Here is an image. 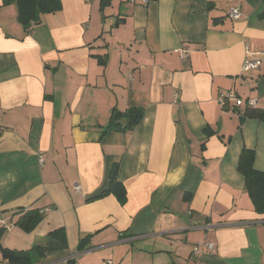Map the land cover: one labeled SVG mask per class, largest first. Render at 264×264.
Segmentation results:
<instances>
[{
	"label": "crops",
	"instance_id": "0c3cea01",
	"mask_svg": "<svg viewBox=\"0 0 264 264\" xmlns=\"http://www.w3.org/2000/svg\"><path fill=\"white\" fill-rule=\"evenodd\" d=\"M102 1L60 0L29 32L0 0V246L61 228L67 249L35 264H264V213L237 170L246 150L264 172V122L243 117L248 100L264 110V0ZM130 107L139 124L103 134ZM115 164L125 203L89 200Z\"/></svg>",
	"mask_w": 264,
	"mask_h": 264
},
{
	"label": "trees",
	"instance_id": "16d2710c",
	"mask_svg": "<svg viewBox=\"0 0 264 264\" xmlns=\"http://www.w3.org/2000/svg\"><path fill=\"white\" fill-rule=\"evenodd\" d=\"M107 3L103 0L101 4ZM15 5L17 9V22L24 31H29L34 25L39 24L42 15L54 14L61 10L60 0H2L3 6ZM120 22L116 21L113 27H118ZM143 117V112L138 108H128L125 111L113 109L108 120V125L103 130L107 131L129 132L136 127ZM244 118L257 119L264 122V110L246 108ZM252 151L243 150L238 161V172L244 177L245 189L252 199L256 211L264 213V172H258L253 169L254 154ZM118 164L112 166L108 173V187L91 199H97L106 195L113 194L120 204L126 201V192L123 184L117 181ZM20 211H23L20 209ZM42 220V214L36 210L26 213L16 222V226L24 232H31L35 226ZM4 230L0 229V238ZM91 236L82 238L77 249H85ZM67 249L65 231L56 229L48 233L41 244H35L25 251H16L6 249L0 246L2 259L9 264H35L38 260L44 259L50 255L58 254ZM66 264H74L73 259H68Z\"/></svg>",
	"mask_w": 264,
	"mask_h": 264
},
{
	"label": "built area",
	"instance_id": "2783aa9c",
	"mask_svg": "<svg viewBox=\"0 0 264 264\" xmlns=\"http://www.w3.org/2000/svg\"><path fill=\"white\" fill-rule=\"evenodd\" d=\"M149 0H142V4H145L147 3ZM227 16L233 20H238L240 17H241V13L239 11V8L237 6H234V7H229L227 9ZM187 51L185 50H180L179 51V54H180V57H185ZM250 54V53H248ZM258 62L256 60H251L249 58H246L244 60V63H243V66H242V71L243 72H248L252 69H256L258 67ZM219 103H221L220 105H224L226 100H232L234 101V103L237 105V106H240L242 105V101L238 98V97H235L233 94H225L222 96V94L220 95L219 97ZM255 103H256V100L255 99H252V100H248L246 105L248 108H254L255 107ZM43 162V158H40V163ZM78 189V188H76ZM0 228H8V225L4 222V221H1L0 220ZM204 246L208 251H213L214 249V246L213 244H204L202 245ZM200 247V246H199ZM199 253V248H196L194 250V254H198ZM71 259V258H70Z\"/></svg>",
	"mask_w": 264,
	"mask_h": 264
}]
</instances>
